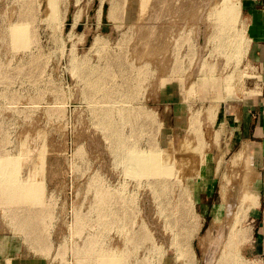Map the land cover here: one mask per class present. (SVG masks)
<instances>
[{
	"label": "rangeland",
	"instance_id": "1",
	"mask_svg": "<svg viewBox=\"0 0 264 264\" xmlns=\"http://www.w3.org/2000/svg\"><path fill=\"white\" fill-rule=\"evenodd\" d=\"M49 1L0 0V159L26 156L24 180L39 160L36 184L44 186L51 216L36 219L42 227L33 236L42 244L33 238L32 245V232L15 227L28 210L0 193V231L19 238L25 263L82 264L75 253L94 238L125 253L126 264H186L170 245L178 225L190 222L195 262L188 264H222L231 244L238 246V264H258L250 254L253 231L245 234L251 213L237 218L236 211L256 171L249 150L229 145L227 133V99L251 78L242 11L221 23L211 14L227 0H56L58 17L51 20ZM14 26L27 30L26 45L11 37ZM108 124L116 128L109 132ZM112 129L123 138L117 151ZM183 148L197 157L192 171L177 167ZM137 156L171 172L167 181L177 186L165 192L170 209L177 208L173 218L155 208L150 183L160 181L129 171V158ZM236 187H243L238 194ZM101 194L117 218L109 227L99 220ZM183 202L192 215L185 217ZM145 231L151 243H131L126 251Z\"/></svg>",
	"mask_w": 264,
	"mask_h": 264
},
{
	"label": "bare ground",
	"instance_id": "2",
	"mask_svg": "<svg viewBox=\"0 0 264 264\" xmlns=\"http://www.w3.org/2000/svg\"><path fill=\"white\" fill-rule=\"evenodd\" d=\"M219 1H222V0H219ZM142 1H140V3H141ZM242 2V1H241ZM144 3V2H143ZM218 3V1H216V3H215V5ZM129 4H131V2L129 3ZM218 5H219V3H218ZM218 5L216 6L217 8L215 9V7H214V11L212 12V11H210V13L212 12V16L213 17H215L216 19L215 20H218L219 22H221V23H223V22H225V21H227V20H229V21H232V19H237V17L239 16V14H240V12H241V9H240V5H239V0H227V1H224V3H222V5L220 6V7H218ZM141 6V5H140ZM144 6L145 5H143V9H144ZM48 7H50V9H48V10H50V12H51V14H49V17H50V19L51 20H56V18L58 17V12H59V10H58V3L56 2V0H51V1H49V4H48ZM141 11H143V10H141ZM109 12H107V14H108ZM211 17V16H210ZM108 19V18H107ZM211 19V18H210ZM229 31H231V29L230 30H227V32H229ZM226 32V33H227ZM27 30L26 29H24L23 27H19V26H14V27H11V37L14 39V41H15V43L17 44V45H26L27 43H28V41H26L27 40ZM230 33V32H229ZM229 35V34H228ZM223 42H224V40H223ZM228 42V41H227ZM227 42L225 43V44H227ZM228 44H229V42H228ZM224 44H222V46H223ZM87 79H89L88 77H87ZM101 81H104V78H102L101 79ZM128 96H130V94L128 95ZM212 110H214V109H211L210 110V113L213 115V113H212ZM211 116V115H210ZM110 125V126H109ZM193 126H194V124H193ZM107 127H108V129H109V132H111V130H110V128H116V125L114 124H108L107 125ZM110 127V128H109ZM191 128H192V126H191ZM198 130V129H197ZM191 131H192V129H191ZM194 131H195V129H194ZM193 131V132H194ZM196 132V131H195ZM193 134V133H192ZM196 134H197V132H196ZM194 135V134H193ZM192 135V136H193ZM198 135V134H197ZM112 137H113V140H112V142L116 145V151L118 150L117 149V147L118 146H120V145H122L123 144V138H122V136H121V132H119L117 129L115 130V129H112ZM195 137H196V135H195ZM199 137H201L200 136V133H199V136H198V139L197 138H195L196 140H198L199 141ZM195 141V140H194ZM198 141H196L195 143H197ZM200 142V141H199ZM202 142H200V144L198 143V146H197V148L196 149H198V151L200 152V150H199V147H201L202 145ZM197 145V144H196ZM202 148V147H201ZM180 149V148H179ZM182 149V148H181ZM185 149H187V148H185ZM184 148H183V151L181 150V153L183 154V156H182V158H180V159H178V163H177V167L178 168H187L186 169V171H188V170H193V166H194V161H196V159H197V157H196V159L194 160V157L196 156H191L190 155V153L189 154H187L188 152H185L184 150H185ZM245 150V149H244ZM187 151H189V149L187 150ZM180 152V151H179ZM197 153V152H196ZM195 153V154H196ZM246 155H247V153H246ZM251 156V155H250ZM198 158H199V156H198ZM241 158V157H240ZM15 159V160H14ZM28 158L26 157V156H23V158H22V160H21V158L20 159H17L16 160V158H14V157H11V156H7V157H3V158H1L0 159V193H1V195L3 196V199H4V201L6 202V203H8V204H10V205H13V206H21V207H24L25 209H27L28 210V213H27V215H26V217H25V220L23 221V220H21L19 217H20V215H19V217H18V219H17V221H18V224L19 225H17V222H15L16 223V225H15V227L16 226H20L19 228L22 230H20L21 232H25L26 234H27V232H32V239L34 238L35 239V241L37 240L36 239V236H37V231H38V229L40 228V227H42V225H41V222H37V218H41V219H44L45 220V218H48L49 217V219L51 218V216L49 215V216H47V214H49L48 213V211H47V209L48 208H50V207H48V206H46L45 205V200H46V195H45V189H44V186H39L38 184H36V181H37V178H38V176H40L41 175V171L43 170V168L41 169V167L40 168H38L39 166V160H38V167L36 166L35 168H34V170L32 171V173H30V175H29V177H28V179H22L21 177H20V170L23 168V165L25 164V161L27 160ZM246 159V158H245ZM41 160V159H40ZM235 160V159H234ZM238 160V159H237ZM243 160H244V157H243ZM129 162H128V169H129V171H131V172H134L136 175H140V176H147V177H151V176H154V178L155 179H157V180H159L160 182H153V183H150L151 184V186H152V194H153V197H154V200L156 201V203H157V206L155 207V208H158L159 210H158V212H160V215L162 214V216L163 215H165V217H166V219L168 218V217H174V213L176 212V207L175 206H173L171 209H170V205H169V202H167V200H166V190H168V189H170V187H176L177 185H170L169 184V182L167 181L168 180V178L171 176L170 175V173L171 172H168V171H164L162 168H160V166L158 165V163L156 162V160L152 157V158H150V159H145V157H139V156H137V157H131V158H129V160H128ZM198 161V160H197ZM27 162V161H26ZM41 162V161H40ZM238 162V161H237ZM237 162H236V164H237ZM244 162V161H243ZM240 163V162H239ZM251 163H252V159H251ZM42 164H44L43 162H42ZM197 164V163H196ZM195 164V165H196ZM234 164H235V162H234ZM238 165V164H237ZM251 165V164H250ZM243 166H244V164H243ZM196 167V166H195ZM192 168V169H191ZM254 168V167H253ZM245 170V169H244ZM190 171V172H191ZM196 171H198V170H196ZM242 171V170H241ZM200 172V171H199ZM193 173H195L194 171H193ZM42 174H43V171H42ZM176 175H178V174H176ZM175 175V176H176ZM198 175H199V173H198ZM181 176V175H180ZM229 177V176H228ZM254 177V176H253ZM177 178V177H176ZM227 178V177H226ZM225 178V179H226ZM230 178H231V176H230ZM229 180V179H228ZM228 180H227V182H228ZM235 180V179H234ZM167 181V182H166ZM177 181H179L178 179H177ZM226 181V180H225ZM232 181V180H231ZM180 182V181H179ZM178 182V183H179ZM182 182V181H181ZM184 182V181H183ZM234 182V181H233ZM233 182H232V185H233ZM240 182V181H239ZM258 183V182H257ZM169 184V185H168ZM176 184V183H175ZM229 184V183H228ZM234 184H235V182H234ZM168 185V186H167ZM183 185V184H182ZM226 185V184H225ZM231 185V184H230ZM164 186H166V188L164 189ZM178 186H179V184H178ZM228 186V185H227ZM183 187V186H182ZM182 187H181V189H182ZM223 187V186H222ZM229 187V186H228ZM237 187H238V185H237ZM236 187V189H234L235 190V193H234V191H233V193L234 194H238V193H240V191L242 190V188L243 187H241L240 189H238ZM184 188V187H183ZM225 188H226V186H225ZM233 188V187H232ZM229 189V188H228ZM182 191H183V189H182ZM182 191L180 192V193H182ZM226 191H228V190H226ZM225 191V192H226ZM185 192H186V190H185ZM222 192H224V191H222ZM231 193V192H230ZM232 193V194H233ZM184 194H186L187 195V193H184ZM184 194H182V196H184ZM227 194H229L228 192H227ZM242 194H244V195H242L241 196V199L242 200H240V202H238V204L240 203V205L239 206H237L236 207V211H238L237 212V218H238V214H240L239 212H242V214H250V213H252V210L254 209V207L258 204L257 202V193L255 192V186H254V181L253 182H250V186H248V188L245 190V192H243L242 191ZM104 194H101V198H100V201H101V206L99 207L98 206V212H99V220L102 222V224L104 225V226H106V227H109V226H111L113 223H116L117 222V218H114L112 215H110L109 213H108V211H107V207H106V196L104 195ZM186 195H185V197H186ZM225 195H226V193H225ZM229 196V195H228ZM232 196V195H231ZM181 198V197H180ZM183 198V197H182ZM227 199H228V197H226ZM234 198H235V196H234ZM238 198V197H237ZM231 200V199H230ZM47 201V200H46ZM185 202V201H184ZM184 202L182 203V209H181V211H183L184 209H186V208H183L184 207V205H185V207H186V202H185V204H184ZM237 202V201H236ZM192 203H193V201H192ZM225 203V202H224ZM226 203H228V202H226ZM257 203V204H256ZM47 204V203H46ZM49 204V203H48ZM47 204V205H48ZM180 204H181V202H180ZM184 204V205H183ZM230 204H231V202H230ZM235 204V203H234ZM237 204V203H236ZM237 204V205H238ZM187 205H189V207L192 209V206L187 202ZM226 206V205H225ZM235 206V205H234ZM234 206H233V209H234ZM48 207V208H47ZM179 207V206H178ZM231 207V206H230ZM230 207H229V210H230ZM187 208H188V206H187ZM232 208V207H231ZM179 209V208H178ZM50 210V209H49ZM180 210V209H179ZM185 211V210H184ZM184 211H183V214H184ZM188 211V210H187ZM187 211H185V217H186V213L188 214V212ZM191 211V210H190ZM189 211V212H190ZM215 211V210H214ZM233 211V210H232ZM235 211V212H236ZM50 213H51V211H50ZM177 213H178V210H177ZM192 213V212H191ZM225 213V212H224ZM159 214V213H158ZM157 214V215H158ZM176 214V213H175ZM190 214V213H189ZM188 214V215H189ZM230 214H231V211H230ZM15 215H17V214H15ZM14 215V216H15ZM159 215V216H160ZM172 215V216H171ZM178 215H180L179 213H178ZM178 215H175V217L176 216H178ZM190 215H192V214H190ZM18 216V215H17ZM16 216V217H17ZM47 216V217H46ZM158 216V217H159ZM184 216V215H183ZM183 216H182V214H181V216H180V219L181 218H183ZM234 216V215H233ZM242 216V215H241ZM241 216H240V219H242L241 218ZM165 217H164V219H165ZM188 217V216H187ZM193 217H194V213H193ZM244 217H246V216H243V218ZM14 218V217H13ZM22 218V217H21ZM160 218H161V216H160ZM188 218H190V217H188ZM234 218V217H233ZM16 219V218H15ZM48 219V220H49ZM158 219V218H157ZM170 219V218H169ZM175 219H178L177 217L175 218ZM180 219H179V222L181 223V221H180ZM193 219V221H195V218H192ZM228 219H229V217H228ZM234 219H236V214H235V218ZM234 219H233V221H234ZM248 219V218H247ZM160 220V219H159ZM244 220V219H243ZM245 220H246V218H245ZM16 221V220H15ZM155 221V220H154ZM165 221V220H164ZM182 221H184V220H182ZM186 221H187V219H186ZM163 222V221H162ZM161 222V223H162ZM170 222V221H169ZM172 222H174V220L172 221ZM197 222V221H196ZM196 222H193L192 223V221H191V223L192 224H194V223H196ZM230 222H232V220L230 221ZM236 222V221H235ZM242 222V221H241ZM154 223V222H153ZM159 223V222H158ZM158 223H156V224H158ZM176 223H177V221H176ZM175 223V224H176ZM190 223V222H189ZM185 224L184 226H182L183 225V222H182V228H180V225H178L179 226V228H178V232L177 231H175V229L174 230H172L171 229V226H170V229H169V231L167 230V228L169 227H167L165 230H164V233H165V231H168L170 234L172 233V231L174 232L173 234H174V236L173 237H171L172 239V243H171V245H170V247H172V245L176 248V251H177V253H178V256L179 257H181V258H183V259H185L188 263L189 262H191V261H193V262H195V259H194V252H193V250L191 249V245H190V243H191V235H192V237H194V235L193 234H190V236H189V228L191 229V226H190V224ZM238 222H236V224H237ZM45 224V223H44ZM169 224V223H168ZM167 224V225H168ZM171 224V223H170ZM169 224V225H170ZM163 225V224H162ZM213 225V224H212ZM239 225H241L240 223H239ZM40 226V227H39ZM166 226V225H165ZM172 226H174V225H172ZM194 226V225H193ZM197 226V224L194 226V230L196 231V229H195V227ZM163 228H164V226H162ZM174 227H176V226H174ZM222 227H223V225H222ZM18 228V227H17ZM18 228V229H19ZM177 228V227H176ZM197 228V227H196ZM228 228V227H227ZM227 228H225V229H227ZM233 228H235V227H233L232 226V230L234 231V229ZM211 230H212V228H210ZM219 229H221V227H219ZM230 229V228H229ZM229 229H228V232H229ZM237 229V228H236ZM192 230V229H191ZM190 230V231H191ZM222 230V229H221ZM223 230H224V228H223ZM232 230H230L231 232H232ZM180 231H182V232H180ZM213 233H214V228H213ZM215 231H218L217 229L215 230ZM239 232H240V235H242L243 234V230L241 231V227H240V230H238ZM244 231H245V229H244ZM167 232V233H168ZM209 232V231H208ZM207 232V233H208ZM221 233H222V231H220ZM241 232H242V234H241ZM246 232V233H245ZM244 233L248 236L249 235V238H250V232H251V230L250 229H246V231H245ZM25 233H23L24 235H25ZM34 233H37L36 234V236L34 237L33 235H34ZM191 233V232H190ZM192 233H195L194 231L192 232ZM210 233V232H209ZM208 233V234H209ZM213 233H211V234H213ZM217 233V232H216ZM215 233V234H216ZM230 233V232H229ZM233 233V232H232ZM231 233V234H232ZM252 233V232H251ZM21 234V233H20ZM233 234H236V233H233ZM237 234H239V233H237ZM244 234V236H242L244 239H246V235ZM30 235V234H29ZM151 235H152V233H150V232H148V231H145V232H142V234H139V236H134V238H132V241H128L129 243L128 244H126V251L127 250H129V248H128V246L132 243V245H136V244H141L143 241V243L145 244L148 240H149V242L151 243V239H152V237H151ZM210 235V234H209ZM208 235V236H209ZM218 235V234H217ZM216 235V237L218 238V236ZM239 235V236H240ZM153 236V235H152ZM170 236V235H169ZM214 235H212V238L213 239H215V237H213ZM220 236V235H219ZM221 236H222V234H221ZM230 236V235H229ZM232 236V239H233V236L235 237V235H231ZM238 236V235H237ZM25 237L27 238L28 237V239L27 240H29V239H31V238H29V236H26L25 235ZM39 237V236H38ZM154 237V236H153ZM211 238V239H212ZM230 238V237H229ZM238 238V237H237ZM240 238V237H239ZM34 239L33 240H31V243L34 241ZM39 239H40V237H39ZM154 239V238H153ZM193 239V238H192ZM219 239V238H218ZM221 239L222 238H220V241H221ZM170 240V241H171ZM209 240V239H208ZM226 240V239H225ZM227 240H228V237H227ZM234 240V239H233ZM30 241V240H29ZM152 241H154V240H152ZM218 242H219V240H217ZM236 241V240H235ZM240 241H241V239H240ZM248 241H250L249 239H248ZM200 242H202V241H200ZM209 242H210V240H209ZM208 241H207V243H209ZM212 242H213V240H212ZM226 243H228V245L230 244V241L228 240V242L227 241H225ZM239 241H237L236 243H238ZM38 243V244H37ZM170 243V242H169ZM206 243V242H205ZM214 243H215V241H214ZM221 243V242H220ZM231 243H233V241L231 240ZM235 243V242H234ZM240 244H241V242H239ZM34 244L36 245H39V244H42V242L40 241V242H34ZM155 244V243H154ZM213 244V243H212ZM32 245H33V243H32ZM34 245V246H35ZM36 245V246H37ZM211 245V244H210ZM217 245V244H216ZM226 245V244H225ZM239 245V244H238ZM247 245V243H245V245L242 243V248L244 249V246H246ZM42 246V245H41ZM207 246V245H206ZM217 246H219V245H217ZM227 246V245H226ZM231 246H233V248H234V244H231ZM237 246V245H236ZM235 246V247H236ZM40 247V246H39ZM205 247V246H204ZM203 247V248H204ZM228 248V250L226 251L225 250V252L226 253H224L223 254V257H222V255L220 256L221 257V261L219 262V263H222V264H233V262H234V264H238V260H239V252L237 251L238 249H236V251L238 252V255H237V253H236V251H234L233 252V248L231 247H229V246H227ZM241 247V246H240ZM41 248H43V247H41ZM224 248V247H223ZM226 248V247H225ZM237 248H238V246H237ZM246 248V247H245ZM223 251H224V249H222ZM239 251H241V248L239 249ZM242 252V251H241ZM77 256H78V258L80 259L79 261L82 263V264H126L127 263V259H128V256L125 254V253H123V254H117V253H115V251H113V250H108V249H105L104 248V246L98 241H96V239H92L91 240V242H89L88 244H86L84 247H81V248H78V250H77V252L75 253ZM194 259V260H193ZM217 261H219V260H217ZM240 262H242L241 260H240ZM239 262V263H240ZM188 263H186V264H188ZM190 264H192V263H190Z\"/></svg>",
	"mask_w": 264,
	"mask_h": 264
},
{
	"label": "crops",
	"instance_id": "3",
	"mask_svg": "<svg viewBox=\"0 0 264 264\" xmlns=\"http://www.w3.org/2000/svg\"><path fill=\"white\" fill-rule=\"evenodd\" d=\"M241 1L251 78L236 98L227 99V133L233 136L228 144L249 150L253 159L258 204L249 221L253 231L250 254L258 264H264V0ZM22 258L19 238L0 231V264H27Z\"/></svg>",
	"mask_w": 264,
	"mask_h": 264
}]
</instances>
